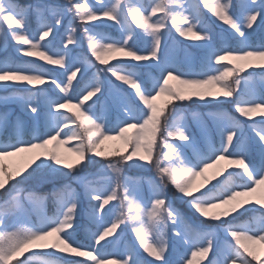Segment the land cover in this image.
I'll return each mask as SVG.
<instances>
[{"label": "snow or ice", "instance_id": "snow-or-ice-1", "mask_svg": "<svg viewBox=\"0 0 264 264\" xmlns=\"http://www.w3.org/2000/svg\"><path fill=\"white\" fill-rule=\"evenodd\" d=\"M204 9L231 33L219 47ZM97 22H111L119 35L98 30ZM169 24L179 37L200 42L202 55L187 69L177 67L166 52ZM262 27L264 0H150L148 5L143 0L24 5L0 0V49H7L10 37L18 56L60 69L54 75L28 62L0 61V87L26 88L0 97V103H19L33 129L30 139H22L26 124L17 119L15 139L0 143V264H264L256 248L264 246V198L250 199L264 189V90L254 79L257 70L264 74V37L253 42ZM109 54L116 63L106 58ZM144 68L158 75L146 80L137 71ZM221 100L232 103L244 120L212 113L219 139L202 127L201 148L178 112L188 101ZM41 119L46 131L36 134ZM244 121L250 122L248 131ZM7 123V114L0 113V129ZM73 140L75 158L69 159L59 146ZM7 157L19 160L7 163ZM95 158L101 169L86 174ZM130 167L155 169L159 183L149 181L145 192L146 178L127 175ZM65 169L71 182L49 194L20 187L30 180L55 181ZM208 169L215 171L209 175ZM73 184L83 188L86 208ZM169 185L215 227L188 220L169 199ZM49 197L56 207L52 215L44 211ZM25 201L38 209L36 222ZM249 212L260 214L236 223ZM82 219L87 242L77 238ZM122 225L131 227L136 244L120 247ZM169 230L184 246L183 254L173 249ZM108 247L113 251H105ZM173 251L176 260L170 258Z\"/></svg>", "mask_w": 264, "mask_h": 264}, {"label": "rangeland", "instance_id": "rangeland-1", "mask_svg": "<svg viewBox=\"0 0 264 264\" xmlns=\"http://www.w3.org/2000/svg\"><path fill=\"white\" fill-rule=\"evenodd\" d=\"M36 0H18V3L24 5V4H31L35 3ZM45 3H58V4H63L64 0H43ZM143 3L145 5H148L150 3V0H143ZM204 15L205 18L208 20L209 25L212 29V35H213V43L217 47H219L222 43V38H229L231 36L230 31H228V26L227 25H222L221 23H217L215 19L211 16V14L207 11V9H204ZM67 24V21H65ZM111 22H108L107 24H100L99 22L96 23V27L98 30L105 31L106 33H109L113 36H118L119 32L115 27L110 26ZM30 27L35 30L37 27V23L35 18H30ZM135 28V25H133ZM169 29L170 32L166 36V52L169 56V58L176 63L177 67H182L184 69H187L189 62L193 57L196 58V60H199V57L202 55V52L199 51L201 50L198 41L192 40V39H186L183 37H179L178 34L175 32V29L171 28V25L169 24ZM59 31L61 33L64 32V28H60ZM136 31H139V29H136ZM261 37H264V27L260 28L257 30L253 42L259 40ZM48 39H51L49 37ZM229 42L235 46V41L234 40H229ZM56 43H59V40L56 41ZM81 43L84 45V50L87 51V46H86V40L81 36ZM16 47L17 45L11 40L9 37L8 39V44H7V49H0V61H3L5 59H15L18 62L24 63L28 62L33 64L36 67H40L42 70L49 71L51 73L58 74L60 69L58 66H53L49 65L44 61H40L36 58H30V57H20L16 54ZM77 52L80 51L79 48L76 49ZM111 55L109 54L108 57L110 59L111 63H116V61L111 60ZM119 55V54H115ZM90 56V54H89ZM92 58V57H90ZM94 59V58H92ZM238 63V62H237ZM98 65V62H97ZM99 66V65H98ZM93 72L95 69L92 70ZM137 71H141L144 75V78L146 80H151L152 77L158 75V73L152 71L151 69L144 68V69H137ZM251 71V70H249ZM91 72H89V76H91ZM247 73H243L241 75H246ZM264 75L257 70L256 75L254 77L255 82H256V87L258 90H264V86L260 84L261 81V76ZM77 79L79 80V74ZM114 79V78H113ZM76 81H74V84ZM117 84H120V82H116ZM83 85V81L80 82V86ZM80 86L77 87L76 93L78 94L80 90ZM44 91H46L49 95H55V92L53 91V88L44 85L41 86ZM122 88H124L129 94H131L132 90L128 88L125 85H121ZM26 91V88L23 86H17V87H0V97H10L15 93L18 92H23ZM58 91V90H57ZM95 99V98H93ZM103 100V98H102ZM75 103V101H74ZM87 103H91V101H88ZM198 102H185L183 105H181L180 112H178V115L182 114L184 122L190 127L192 132L196 135L197 139L200 141V146L203 148V138L201 137V129L202 127H206L210 132L213 137V139L218 142L219 137L216 135L215 132V125L213 123V116L211 115L212 113L218 112V111H223L227 112L230 115L236 117L239 120H244L243 117L239 115L234 109V105L232 103L226 102L221 100L219 103H211L205 105L204 103H199ZM96 110L99 112L100 106L97 105ZM0 113H5L8 116V123L7 127L4 129H0V143H8L15 139L16 133L15 129L13 127V122L16 121L17 119L22 120L26 124V134L22 136V139H30L31 136L33 135V129H32V120L30 115H28L22 108V106L19 103L15 102H4L0 103ZM113 124L115 123V114L113 113L111 116ZM245 123V130L248 131L247 124L250 123L248 121H244ZM75 126L74 125H69V129L74 130ZM46 131V125L45 121L41 119L39 126L36 130V134H41L42 132ZM65 131H68V129H65ZM250 134V133H249ZM63 138V136L61 137ZM75 141H69L67 144H62L59 146V151L67 156L69 159H74L75 155L72 149L75 146ZM106 144L109 145H118L119 142L116 141H107ZM51 147V145H50ZM166 151V149H165ZM186 154L190 157L193 158L192 152L190 149H185ZM19 160V157H7L5 158V161L7 163H14ZM100 158H95L93 163L89 164L87 169L85 170V173H92L95 174L98 170L101 169L102 165L98 163ZM226 162L221 161L220 164L224 165ZM67 169L63 170L62 173L57 175V178L55 181H44L43 183L36 184L34 181H27L24 184L20 185L22 188L26 189H34L35 191L41 193V194H49L51 193L55 188L61 187L65 183H70L71 182V177L66 175ZM126 174L132 177H144L146 178L143 183V188L144 191L147 192L151 188V184L149 181H155L156 183H159V177L157 176L155 169L151 167H130L126 168ZM215 169H208L207 174H211ZM197 183H199V178L197 180ZM14 184V182H10V187L8 190H10L11 185ZM73 187L76 188L77 192L81 194V200L83 201V205L86 208L87 207V198L83 196V188L80 187L77 184H73ZM210 187V185H209ZM261 192H264V189L261 191H258L257 194L254 196L250 197V199H261L264 198V196L261 195ZM168 197L171 200V202L175 205L176 208L180 210V212L191 222L194 223H203L205 227H215V224H209L207 221H204L203 217H200L199 214L195 213L190 207L187 202V198H182L181 195L175 190V188L171 185H169L167 189ZM6 195V193H5ZM2 198V197H0ZM116 207L118 208L117 202H112ZM25 206L28 207L31 212H32V220L33 222L37 221V211L38 209H34L32 205L28 204L27 201H25ZM56 210L54 201L52 200L51 197L45 202L44 205V211L47 212L48 215L54 214ZM260 213H254V212H249L246 213L244 216L240 217L239 221H236V223L249 220L255 215H259ZM86 223L85 220H81L82 226L78 230L77 238L87 242L86 240V231L85 227L83 226ZM123 228V232H121L119 229L117 230V234L121 237L122 244L120 247L122 248L124 244H136L137 242L135 241L134 233L131 230V227H124L123 225L121 226ZM222 235V234H221ZM169 239L172 242L173 249L179 248L181 254L185 252V248L183 245L178 244L176 241V238L171 235V232L169 230ZM138 246V245H137ZM257 248V255L260 256V258L264 259V246H261L259 244L256 245ZM105 251L111 252L113 251L112 247H108L105 249ZM146 255V254H145ZM190 256V253H189ZM173 260L177 259L176 252L173 251L172 256L170 257ZM72 260H77L80 259L78 257H72ZM199 260V258H197ZM206 264V261L204 262Z\"/></svg>", "mask_w": 264, "mask_h": 264}, {"label": "trees", "instance_id": "trees-1", "mask_svg": "<svg viewBox=\"0 0 264 264\" xmlns=\"http://www.w3.org/2000/svg\"><path fill=\"white\" fill-rule=\"evenodd\" d=\"M199 51H201V50H199ZM197 102H198L197 104L201 103V102H199V101H197Z\"/></svg>", "mask_w": 264, "mask_h": 264}]
</instances>
